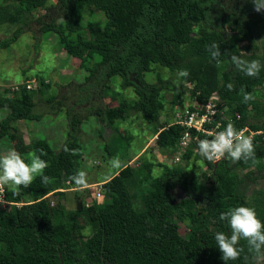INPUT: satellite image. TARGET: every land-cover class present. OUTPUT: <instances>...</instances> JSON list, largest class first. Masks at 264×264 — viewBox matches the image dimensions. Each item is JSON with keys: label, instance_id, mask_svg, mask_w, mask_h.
I'll return each mask as SVG.
<instances>
[{"label": "trees", "instance_id": "16d2710c", "mask_svg": "<svg viewBox=\"0 0 264 264\" xmlns=\"http://www.w3.org/2000/svg\"><path fill=\"white\" fill-rule=\"evenodd\" d=\"M48 1L0 0V23L19 24L10 36L0 40V47L16 41L22 30L20 23H26L33 10L48 7ZM220 2L55 0L61 11L58 20L43 21L41 17L37 21L44 36L53 34L67 55L79 59V67L87 73L85 81L92 79V85H100L104 91L110 78L118 75L122 88L133 89L136 98L131 103L94 107L99 123L116 128L114 120L125 109H132L145 122L155 125V141L160 149L178 152L183 125L176 121L160 124L165 108L163 93L175 91V85L159 72L155 82H146L144 73L154 71L155 66L175 73L187 69L189 76L182 80L192 86L190 96L198 107L193 102L183 106L181 92L174 94L172 106L178 107V112L181 106L190 111L218 95L219 108L224 110L216 132L228 123L237 130L244 126L263 130L253 137L256 162L233 163L223 158L212 164L203 157L210 170L203 179L187 166L161 163V173L152 178L139 205L129 186L133 168L126 165L105 179L101 200L92 198L91 204L82 203L77 210L59 202L53 206L50 193L62 196V190H55L64 185L75 187L70 178L79 171L81 118L72 115L68 137L57 149L44 138L25 143L15 122L38 120L40 114L33 112L35 102L30 88L17 84L12 94L6 89L0 95V109L8 110L0 120L1 145L19 152L29 163L33 142L37 155L41 150L45 153L41 158L48 162L45 175L49 180L42 184L37 177L29 188L21 187L19 194L11 187L5 188L8 204L0 208V264H225L215 233L230 236L231 229L219 219L220 213L247 206L254 208L264 223V187L253 188L250 194L248 187H242L246 180L253 184L259 179L264 181V67L258 76L250 77L230 62L231 55H242L245 60H259L264 65V44L260 53L243 54L237 45L251 39L256 29L264 32V9L250 18L248 11L254 10L251 0H240L244 7L230 4L227 9ZM87 8L101 12L104 22L90 19L84 25ZM240 18L248 19L241 23ZM213 42L219 43V62L208 51ZM40 83L37 91L43 92L47 84ZM228 83L234 85L232 90L226 87ZM241 88L255 99L244 103ZM249 108L256 111L255 117L249 115ZM204 138L207 135L199 132L198 139L185 146L180 159L186 160L196 149L198 152V143ZM176 189L183 192L178 199L174 198ZM183 223L187 231L181 234ZM87 227L91 230L85 233ZM237 247L242 249L239 258L227 264H256L259 254L249 250L246 240L241 239Z\"/></svg>", "mask_w": 264, "mask_h": 264}, {"label": "rangeland", "instance_id": "374dc122", "mask_svg": "<svg viewBox=\"0 0 264 264\" xmlns=\"http://www.w3.org/2000/svg\"><path fill=\"white\" fill-rule=\"evenodd\" d=\"M54 2L55 0H50L47 2L48 7L37 8L28 14L27 22L20 23L22 30L17 40L7 47H0V95L6 89L12 94L14 86L17 84L30 85L35 102L33 112L40 114L38 120L15 122L19 129L26 131L25 141L27 144L37 138H44L57 149L68 137L72 115L76 114L81 118L78 138L82 145V154L78 162L79 171L84 170L87 173L88 188L77 191L75 187L64 185L60 189L61 192H64L62 196L55 193L48 195L53 206L59 202L69 209L77 210L82 203L91 204L96 188L95 184L108 179L120 169L111 166L110 162L114 158L119 159L122 167L130 165L133 168L129 186L138 205L147 195L152 178L161 173V163L187 166L195 176L201 179L205 178L210 170L203 157L199 155V152H196L197 149L183 161L180 157L184 148L180 147L176 153L160 149L155 141V125L145 122L141 115L132 109H125L122 116L114 120L116 128L105 122H103L104 127L102 128L103 123H99V117L93 114L94 107L105 108L107 105L114 107L124 101L131 103L136 95L131 87L122 88L120 86L121 77L118 75L110 78L104 91H101L100 85H92V79L85 81L87 73L79 67V59L67 55L53 34L44 36L39 31L38 18L42 17L41 20L47 21L58 20L57 18L60 17L61 11L56 8ZM230 4L237 6L240 4V0H221L220 2L224 9H227ZM242 6L240 4V7ZM248 15L252 18L257 14L255 10H251L248 11ZM90 19H100L104 22L105 17L101 12L87 8L83 14L82 23L86 25ZM244 19L240 18L241 23L244 22ZM18 25L7 22L0 23V40L10 36ZM226 30L230 32V30ZM250 42L252 46L248 47ZM263 44L264 32L256 29L251 39L237 45L243 53L250 51L260 53ZM153 69L152 72L144 73L146 82H155L156 72H159L162 77L169 79L176 88L175 91H164L163 93L165 108L160 116L161 125H167L178 119V107L175 108L170 103L177 92H181L183 106L193 102V106L198 107L196 99L190 96L192 86L189 83L183 82L182 79L177 83V73L165 68L155 66ZM41 81L47 84V87L43 88V92H38ZM50 97L52 98L51 102L48 101ZM183 106L180 107L181 111L184 110ZM7 113L6 108H1L0 120ZM255 113L254 109L249 108V115L255 117ZM4 140L6 141V138ZM7 146L1 145L0 140L2 156L12 150ZM29 147L27 158L30 163L31 154L36 153V147L33 142ZM262 162L264 164V159ZM245 171L246 169L243 170V172ZM239 172L243 173L241 170ZM244 186L249 188L250 194L253 188L264 187V181L259 179L257 183L253 184L246 180L242 184V187ZM182 195V191L177 189L174 191L175 199ZM198 205L201 207L202 204L198 203ZM80 220L85 222L83 217ZM90 230L91 227H87L84 232L88 233ZM179 230L181 234H184L187 231V224H181ZM256 264H264V250L258 255Z\"/></svg>", "mask_w": 264, "mask_h": 264}, {"label": "clouds", "instance_id": "9594fccd", "mask_svg": "<svg viewBox=\"0 0 264 264\" xmlns=\"http://www.w3.org/2000/svg\"><path fill=\"white\" fill-rule=\"evenodd\" d=\"M251 2L255 11L260 12L264 9V0H251ZM208 51L212 59L219 62L222 55L219 50V43L213 42ZM241 53L243 54V52ZM230 62L239 71L250 77L258 76L261 68L264 67L259 60L248 61L243 59L242 55H231ZM188 76L187 69L179 70L177 83ZM226 87L232 90L234 85L228 83ZM241 93L244 103L255 99L251 93L244 91L243 88H241ZM209 135L212 136L211 139H201L198 143L199 155L209 163L215 164L223 158H230L233 163L239 161L247 163L250 160L253 163L256 162L253 137L237 130L234 124L228 123L223 131H218L215 134L209 133ZM65 151H68L66 147ZM43 155L45 153L42 150L39 155L33 152L30 163L26 162L21 154L15 150L0 156V205L6 204L3 197V190L6 187L13 188L15 194H19L21 187L29 188L37 177L40 178L42 184H47L49 177L45 175V169L48 167V162L41 158ZM110 163L113 168L122 167L118 158H114ZM70 179L74 182L75 190L83 191L88 188V176L84 170L78 171ZM219 219L226 221L231 229L230 236L224 232L215 233V241L225 264L230 260L239 258L242 249H239L237 245L241 239L248 242L250 251L256 254L261 253V249L264 248V223L257 217L254 208L236 206L226 212H221Z\"/></svg>", "mask_w": 264, "mask_h": 264}, {"label": "built area", "instance_id": "2783aa9c", "mask_svg": "<svg viewBox=\"0 0 264 264\" xmlns=\"http://www.w3.org/2000/svg\"><path fill=\"white\" fill-rule=\"evenodd\" d=\"M26 86L27 88H30V85ZM218 98V95L214 94L203 104V107L190 111L188 110V107H185L184 110L178 112V119L175 121L180 122L184 127L180 143L182 148H185L189 140H197L199 132L206 134L208 138L209 136H211L209 135V133H216V129L221 126V118L223 112V110L219 108ZM206 125H208V127ZM239 130L243 131L245 135L252 137L263 133V130H252L247 126H244ZM102 185L103 182L95 184L96 188L93 192V198L96 200H101L103 197L104 188L102 187ZM58 190L60 189H56L55 191ZM3 197L6 204L0 205V208H4L8 204L5 196V189L3 190ZM51 204H53V202H51Z\"/></svg>", "mask_w": 264, "mask_h": 264}, {"label": "crops", "instance_id": "0c3cea01", "mask_svg": "<svg viewBox=\"0 0 264 264\" xmlns=\"http://www.w3.org/2000/svg\"><path fill=\"white\" fill-rule=\"evenodd\" d=\"M20 131H21V133H22V135H23V138H24V141H25V134H26V131L24 130V129H20ZM25 143H26V141H25ZM102 182H105V180L104 181H102ZM86 199V198H85Z\"/></svg>", "mask_w": 264, "mask_h": 264}, {"label": "water", "instance_id": "95a60500", "mask_svg": "<svg viewBox=\"0 0 264 264\" xmlns=\"http://www.w3.org/2000/svg\"><path fill=\"white\" fill-rule=\"evenodd\" d=\"M103 192H105V189L103 190Z\"/></svg>", "mask_w": 264, "mask_h": 264}]
</instances>
